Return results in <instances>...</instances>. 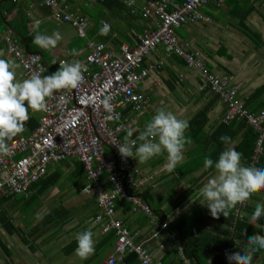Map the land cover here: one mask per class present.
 I'll return each instance as SVG.
<instances>
[{"label": "crops", "instance_id": "crops-1", "mask_svg": "<svg viewBox=\"0 0 264 264\" xmlns=\"http://www.w3.org/2000/svg\"><path fill=\"white\" fill-rule=\"evenodd\" d=\"M150 1L60 0L67 5L69 13L84 16L89 21L87 36L79 37L70 23L55 19L50 7L37 5L33 0H19L15 6H12L11 0H0V31L10 32L26 52L40 53L47 68L46 74L51 75L61 61L79 60L84 63L90 50L89 42H102L115 51H119L122 45L135 47L141 36L157 27V22L145 16L143 11V6ZM250 6L252 3L248 0H211L201 9L211 18L210 22H188L176 28L175 34L187 50L200 53L201 61L213 73L230 78L231 83L237 86L239 100L244 106L249 100L252 107L258 110L264 107V94L255 95L256 89L264 85V3H254V11L244 19ZM242 23L257 34L255 39L261 45L245 33ZM103 24L108 25L107 35L99 34ZM54 31L62 37L55 47L44 49L33 44L34 34L52 35ZM73 49L76 55L72 54ZM0 59L11 65L16 80L25 79L22 66L7 52L1 39ZM150 63H155L156 69L139 87V91L148 97V105L139 112L128 108L124 116L142 130L156 110L165 107L177 118L188 121L186 136L191 138V143L185 145L182 161L171 171L164 167L166 153L144 163L134 159V166L140 170L144 183L136 190L130 189V193L143 198L141 193L148 190L151 196L149 202L143 199L149 204L152 215L132 200L119 195L116 217L122 220L135 241L149 250L155 264L182 262L185 255L183 240H180L183 227L178 222L183 219H186V231L201 230L210 240L216 239V247L209 248L204 256L206 264H229L227 255L238 250L245 251L248 235H264V218L258 220L255 226L250 222L255 204H264V188L254 191L251 204L247 211L245 209L244 220L253 227L251 231L239 232L238 236L227 224L226 217L222 214L218 217L210 215L206 205L200 203L202 197L198 195V190L214 175L213 169H204V156L215 161L226 147L220 137L217 144L214 135L220 124L226 122V106L219 95L203 87L200 69L188 66L182 57L168 52L166 46H158L144 59L140 69ZM205 109L206 118L193 126V117ZM28 117L24 126L30 132L38 125L40 112L29 110ZM245 132L244 128L236 136L233 135L229 146L242 151ZM223 135L231 137L230 133ZM241 163L248 166L243 158ZM57 176L60 177L58 181L44 190L43 182L34 185L28 199L12 195L2 203L0 264H101L114 254L116 238L110 241V237L116 235L113 232L103 234L96 223V218L103 211L100 210L97 193L83 191L89 181L81 161L69 158L51 163L48 178ZM64 177L75 179L74 184L79 178L81 182L78 185L84 196L73 197L66 190L72 182L65 183L62 181ZM103 185L106 190L112 189L108 183ZM57 202L60 206L49 210V205ZM237 208L238 204L229 215L234 214ZM87 228L94 233L95 250L86 260H81L74 252L75 235ZM224 246L227 248L225 251L221 249ZM123 257L117 264H128ZM232 264L240 262L233 261ZM251 264H264V249L253 253Z\"/></svg>", "mask_w": 264, "mask_h": 264}, {"label": "built area", "instance_id": "built-area-1", "mask_svg": "<svg viewBox=\"0 0 264 264\" xmlns=\"http://www.w3.org/2000/svg\"><path fill=\"white\" fill-rule=\"evenodd\" d=\"M17 2L19 0H12ZM53 9L56 20L70 23L79 37H86L89 21L81 15L66 12L59 0H33ZM210 0H151L143 6L145 16L154 19L157 27L140 37L135 47L122 45L119 51L102 42H89L83 78L75 89L54 90L46 98V110L40 112L39 124L30 132L23 131L8 142V154H0V197L20 195L28 199L32 184L45 177L51 163L76 158L83 164L88 178L85 193H97L102 214L96 218L103 234L114 233V254L101 264H117L127 253L137 254L140 264H155L149 250L135 241L122 220L116 217V200L120 196L132 200L152 215V210L142 197L129 193L142 187L144 179L134 166V158H124L116 144L134 139L141 130L136 123L124 116L130 108L133 112L145 109L149 99L139 91L141 82L156 69L150 63L140 69L144 59L158 46L182 57L188 66L200 69L203 87L219 95L226 106L225 121L243 119L258 132L254 154L248 166H254L264 153V109L251 113L239 100L238 88L228 76H220L208 69L200 59V53L187 50L175 34V29L191 21H207L201 9ZM131 2V1H130ZM135 11L134 9L132 10ZM7 52L15 57L24 70L25 79L31 75L46 76V65L38 52H26L9 32L0 31ZM65 62V61H64ZM94 66L95 68H92ZM111 96V110L100 101ZM104 183L112 189H104ZM251 203L250 197L238 204L236 218L244 216V209ZM3 207L0 204V213ZM163 226H166L164 224ZM183 264H192L184 255Z\"/></svg>", "mask_w": 264, "mask_h": 264}, {"label": "clouds", "instance_id": "clouds-1", "mask_svg": "<svg viewBox=\"0 0 264 264\" xmlns=\"http://www.w3.org/2000/svg\"><path fill=\"white\" fill-rule=\"evenodd\" d=\"M108 25L99 28L100 35H107ZM62 39L58 31L52 35L36 33L33 44L49 49L55 47ZM76 55V50H72ZM85 65L79 60L73 62L61 61L59 68L51 75H31L22 81L15 79V72L11 65L0 59V154L10 151L8 142L23 131L24 122L28 120V111L46 110V98L54 90L75 89L83 78ZM111 96H105L100 103L111 110ZM189 123L179 119L165 107L156 110L155 114L138 132L134 139H128L133 133L128 132L124 142L116 144L118 152L124 158L132 157L138 163L166 153L168 170H173L183 159V150L186 144L191 143V138L186 136ZM220 140L226 145L218 158L213 161L209 156H204V169H213L214 175L202 184L198 195L200 202L209 210L213 217L223 215L227 217L237 204L246 201L253 191L264 188V165L245 166L241 163L242 153L229 146L231 137L223 135ZM264 218V204L256 203L250 214V222ZM94 233L90 228L76 233L75 255L81 260H86L94 252ZM245 251H236L227 255L229 264L238 261L240 264H251L252 255L257 249H264V235L253 234L246 237Z\"/></svg>", "mask_w": 264, "mask_h": 264}, {"label": "trees", "instance_id": "trees-1", "mask_svg": "<svg viewBox=\"0 0 264 264\" xmlns=\"http://www.w3.org/2000/svg\"><path fill=\"white\" fill-rule=\"evenodd\" d=\"M106 1V0H105ZM211 1V0H210ZM216 1V0H213ZM220 1V0H218ZM249 2L252 3V6H250L248 8V10L246 11V17H244V19L247 18V16L254 11V3L256 2H260V3H264V0H248ZM18 2V1H17ZM12 6L17 5L16 2L12 1ZM37 3V2H35ZM60 6L63 7V9L68 12L67 9V5L65 3H61L59 0ZM37 5H39L37 3ZM69 13V12H68ZM245 29V33L250 35L254 41L257 43V45H261V43H259V41L257 39H255V35H257L255 32L250 31L249 29H247V27H245L244 23H242ZM88 30V28H87ZM86 30V32H87ZM3 32V31H2ZM87 36V35H86ZM264 94V85L260 86L259 88L256 89L255 95H259L262 96ZM245 107H247V109L251 112V113H258L260 110L264 109L260 108V109H256L252 107V101H246ZM206 111L207 109L198 112L192 119L191 123L193 126H196L197 124H199L200 120H202V118H206ZM39 124V123H38ZM264 127V124H263ZM219 129L215 132V141L216 143L219 141L218 137L223 136V134L226 133H230L231 138L233 137V135L236 136V134L238 133L239 130H243L244 128L246 129L245 132V137L244 140L241 143V148L243 147L242 151H240V153H242V158L246 161V163L251 161L252 159V155L254 154V150H255V144L257 141V137H258V132H256L250 125H248L246 123L245 120L243 119H235L229 122H223L220 124V126L218 127ZM218 139V141H217ZM218 144V143H217ZM222 144V142H221ZM255 165H264V153L261 155L259 161L257 163H255ZM254 165V166H255ZM56 176V175H55ZM60 177H51L48 178V174L41 178L40 180H38L37 182L32 184V187L34 185H40V183L43 182V190L46 189L47 187H49L50 185L54 184L56 181H58ZM130 193V190H129ZM253 194V193H252ZM251 194V196H252ZM141 195L143 196V198L149 202L150 199V194L148 192V190H145L141 193ZM10 196L12 195H4L0 197V204L2 205V203L7 200ZM35 196H37V194H35ZM250 204H248V206L245 208L246 211L249 208ZM245 209H244V213H245ZM208 210V208H207ZM209 211V210H208ZM231 213V212H230ZM229 217H226V221L227 224L231 227V229H234L236 231V234H238V236H240L239 232H248L251 231L253 229V227L246 223V221L244 220V216L242 218H235L234 214H230L228 215ZM185 223H186V219L180 220L178 222V225L183 227L181 229L182 230V234L180 235V240L182 241V244L184 246V252L185 255L191 260V262L193 264H206V257H204L209 248H213L216 247V239L215 241L210 240L209 238H207L208 236H205L204 231L201 230H196V231H186V227H185ZM250 234V232H249ZM178 235V234H177ZM116 238V236H111L110 237V241H114V239ZM220 239V238H219ZM247 241V240H246ZM227 246V244H226ZM226 246L221 247V249L223 251L227 250ZM172 254L174 255V252H172ZM171 255V256H173ZM123 260L125 262H127L128 264H138L139 260L137 257V254L134 252L131 253H127L124 257ZM194 260H196V262H194ZM162 264H166L162 263ZM183 264V261L180 263Z\"/></svg>", "mask_w": 264, "mask_h": 264}, {"label": "rangeland", "instance_id": "rangeland-1", "mask_svg": "<svg viewBox=\"0 0 264 264\" xmlns=\"http://www.w3.org/2000/svg\"><path fill=\"white\" fill-rule=\"evenodd\" d=\"M153 102H155V101H153ZM74 180L75 179H69L67 177L62 178V181H64L65 183H70V181L72 182L71 186L68 189H66V190H69L73 194V197L74 196L77 197L78 195L84 196L83 193L81 192V189L79 188V185H78L81 182V180L79 178H77L76 179V184L73 183ZM75 185H76V188H75ZM253 193H254V191H253ZM59 206H60L59 202H57L55 204H50L49 205V210H55ZM61 208H63V207H61Z\"/></svg>", "mask_w": 264, "mask_h": 264}]
</instances>
